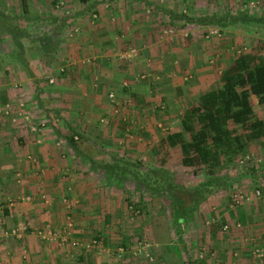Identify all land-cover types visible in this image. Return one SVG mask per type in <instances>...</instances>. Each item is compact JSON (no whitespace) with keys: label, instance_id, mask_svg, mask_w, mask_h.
Instances as JSON below:
<instances>
[{"label":"crops","instance_id":"1","mask_svg":"<svg viewBox=\"0 0 264 264\" xmlns=\"http://www.w3.org/2000/svg\"><path fill=\"white\" fill-rule=\"evenodd\" d=\"M0 4L26 21L19 48L4 33L0 49V264H258L255 247L264 258V136L249 143L246 171L201 172L198 188L172 173L150 185L148 169L121 165L149 161L158 131L177 130L242 47L256 51L261 0ZM241 12L223 25L177 17ZM231 186L248 199L227 205ZM165 196L167 220L155 215Z\"/></svg>","mask_w":264,"mask_h":264},{"label":"trees","instance_id":"2","mask_svg":"<svg viewBox=\"0 0 264 264\" xmlns=\"http://www.w3.org/2000/svg\"><path fill=\"white\" fill-rule=\"evenodd\" d=\"M240 15L213 14L196 20L181 13L177 17L223 25L246 18ZM15 17L20 18L0 7V49L4 33H9L18 48L21 44L25 27L15 23ZM256 46V51L237 53L219 72L218 83L201 91L197 101L183 109L180 127L160 138L167 147L177 146L179 163L191 167L194 173L202 166L212 170V162L218 163L232 153L243 154L249 143L264 136V117L255 113L264 105V40ZM17 53L19 60L18 50ZM212 178L217 179L211 177L206 182L212 183Z\"/></svg>","mask_w":264,"mask_h":264},{"label":"rangeland","instance_id":"3","mask_svg":"<svg viewBox=\"0 0 264 264\" xmlns=\"http://www.w3.org/2000/svg\"><path fill=\"white\" fill-rule=\"evenodd\" d=\"M0 5L2 6V4H0ZM2 8H4V7L2 6ZM13 8L14 7L12 5V8L9 7V9L8 8H6V9H8L9 12L15 13V11H12V10H14ZM13 21L15 23H23V25L26 23L25 20H22L21 18H17V17H15V19ZM174 27L176 29V25ZM174 27L173 26H170V25H167V29H170V31H167V34L170 33L171 30H175V29H173ZM2 44H3V41H2ZM257 44H258V42H257ZM242 51H246L244 47H242ZM0 60H3V53L2 52H0ZM262 116H264V115H262ZM162 129H164V130L158 131V134L159 135L160 134L161 135H164L167 131H169L167 128H162ZM158 134L154 138L158 139V137H159ZM250 150H251V148H250ZM250 150H249V146H248L246 148V151L244 153L247 152V154H249L248 157L254 158L255 156H253L254 154L251 153ZM150 151H151V149H150ZM146 153H148V152H146ZM244 153L243 154H240V155L239 154L232 153V154H230V155H228L226 157H222V159L218 163H213L212 162V164H213L212 170H208V168H206L205 166H202L199 171H197L196 173H194L193 172V169L191 167H189V166H182L179 163V157H178L179 150H178L177 146L167 147L166 145H164L163 143H161V141H159V144L156 147V152H154V155H153L152 152L148 154L151 157L149 159V161L148 160H141L137 164H135V162L133 164H126V163H124V164H121L120 163V164L122 165V168H129V169L134 170V172H136V173H133V174L138 175V176H141L142 174L143 175H146V173H144V172H146L145 170L148 169L149 172L153 173L156 176V178H155V180L153 182L152 181L149 182L150 185L157 184L158 187H165V186H167V175H168V173H170V174L172 173L171 174L172 182L173 181L174 182L175 181H177V182H180L181 181L183 183L182 185H184V186L180 187V189L181 188L182 189L183 188L186 189L187 187H192L190 185H193V186H195V188H198V185L197 184L203 178L202 177L203 173H201V172H205V173L212 174V173H215V172L220 173L221 171L222 172L223 171H225V172L230 171L231 173H238V172L246 171L247 170L246 168L249 166L248 161L250 159L249 160L248 159L247 160H244L243 159V157L245 155ZM122 168L117 169V171L122 173L123 172V169ZM124 172H125L124 174L127 173V171H124ZM263 175L264 174H262V176ZM247 182L250 183L249 180ZM234 183H235V185L233 187L240 188L241 187L240 184L241 183H245V182H244V180H240V181L235 180V181H233V184ZM241 185H243V184H241ZM233 187L231 186V187H229V189H226V190L222 191L224 194L221 197L227 198V200L225 202V203H227V205L230 204V202H231L230 201V193L232 192L231 190H232ZM243 188H245V187H243ZM241 190L243 191V189H241ZM189 193L192 194V193H194V191L191 190ZM183 195H184V193H183ZM166 197L167 196H165V199L163 198L162 200L159 199L158 197H156V198L153 197V199L155 198L154 199L155 203L156 202L157 203H161V206H163L162 208H160V211H159V208L158 209H155V215H159V216L161 215L160 216V219H166L167 220L168 216L170 215V213H169L170 211H169V207L167 206V198ZM134 198L135 197L131 198L130 201H134L133 200ZM243 200H245V199H243ZM151 201L152 200L150 199L149 200L150 205H152ZM221 205H222V203L219 204V206H221ZM128 209H132V210H135V211L137 210L136 208H130V207H128ZM152 209H153V206H150V208H148L147 211H145V216L149 220L150 219H153L152 218L153 214L151 213ZM211 210L212 209H209V214H210ZM133 212L134 211L131 212L133 218L136 217V218L140 219V218L143 217V216L140 217V215L142 213V211H140V209L137 210L134 213ZM206 213H207V211H206ZM210 216H212V213H211V215H209V217ZM209 217H208V219H209ZM204 219H206V218H204ZM224 227L225 226H223V228ZM222 230H224V229H222ZM258 264H259V262H258Z\"/></svg>","mask_w":264,"mask_h":264},{"label":"built area","instance_id":"4","mask_svg":"<svg viewBox=\"0 0 264 264\" xmlns=\"http://www.w3.org/2000/svg\"><path fill=\"white\" fill-rule=\"evenodd\" d=\"M261 2L264 4V0H261ZM209 31H210V33H216L217 32V29L216 28H212ZM112 95L113 94L111 92L108 93V96H112ZM248 156H249V154L246 153L244 155L243 159L244 160H247V159L249 160L250 157H248ZM254 193L258 195L259 194V189H255L254 190ZM247 195L248 194H246V193H244V192H242L240 190L233 191V192L230 193L231 201L233 203H238L239 201H242L243 199H248V196ZM252 252L256 256V258L260 261V264H262L263 261H264L263 260L264 259L263 258V251L261 249H259L258 247H255Z\"/></svg>","mask_w":264,"mask_h":264}]
</instances>
